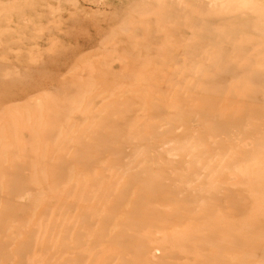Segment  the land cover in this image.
<instances>
[{"label":"rangeland","instance_id":"374dc122","mask_svg":"<svg viewBox=\"0 0 264 264\" xmlns=\"http://www.w3.org/2000/svg\"><path fill=\"white\" fill-rule=\"evenodd\" d=\"M0 264H264V0H0Z\"/></svg>","mask_w":264,"mask_h":264}]
</instances>
